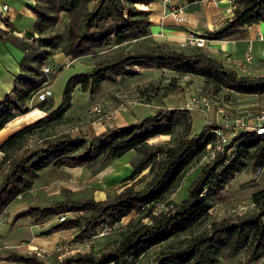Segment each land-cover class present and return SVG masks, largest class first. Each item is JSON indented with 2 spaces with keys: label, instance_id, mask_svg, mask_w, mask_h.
I'll return each mask as SVG.
<instances>
[{
  "label": "trees",
  "instance_id": "1",
  "mask_svg": "<svg viewBox=\"0 0 264 264\" xmlns=\"http://www.w3.org/2000/svg\"><path fill=\"white\" fill-rule=\"evenodd\" d=\"M33 1L28 6L35 21L22 38L9 36L0 29V40L23 52L18 61L20 73L0 101V130L34 106L48 112L15 131L0 145L1 153L10 152L0 160V214L19 194L32 188L43 170L95 168L130 151L136 154L129 163V179L147 170L133 185L110 199L65 197L46 206H29L23 217L35 225L46 223L43 236L71 230L80 234L78 238L98 227L112 229L131 213L139 215L118 228L121 238L114 244L100 251L55 258L50 264H136L150 249L206 220L213 202L222 198L238 173L247 167L252 173L264 167V136L240 133L223 153L200 165L180 202L166 200L188 167L201 159L205 146L215 141V124H204L192 133L190 112L180 107H159L141 120L112 125L96 135L40 136L38 142L28 145L27 136L62 119L72 106L76 87L92 97L104 82L117 83L139 76L144 70L197 76L216 91L264 95V75L240 76L209 54L185 53L154 40L149 48L117 51L122 44L151 34V11L137 5L148 6L152 0ZM231 5L230 19L205 33V39L227 40L252 24L264 22V0H231ZM62 14L67 15V21L59 29ZM0 20L12 29L9 19ZM57 52L72 59L95 56L96 60L90 70L68 78L61 101L54 109L51 100L29 106L31 97L49 83L50 74L44 73L43 67ZM174 80L175 77L168 81L165 93L178 88ZM162 135L170 139L149 143ZM139 183L143 185L138 187ZM251 202V211L212 221L209 228L160 251L149 264H218L239 254L243 255L242 264H258L264 259V188L251 195ZM161 203L165 209L156 212ZM143 219H149L150 224H144ZM6 260V264H48L36 253L15 251H9Z\"/></svg>",
  "mask_w": 264,
  "mask_h": 264
},
{
  "label": "rangeland",
  "instance_id": "2",
  "mask_svg": "<svg viewBox=\"0 0 264 264\" xmlns=\"http://www.w3.org/2000/svg\"><path fill=\"white\" fill-rule=\"evenodd\" d=\"M156 1L152 0L148 6L139 4L137 7L149 10ZM66 21L67 15L62 14L58 28L63 29ZM152 40L150 35L145 39L132 40L119 46L117 51L124 52L149 48L153 45ZM181 50L190 52L188 48H181ZM200 50L202 51V49ZM21 54L23 56V52ZM55 54L58 55V60L51 57L47 65L56 71L54 74L50 73L48 83V87L52 92L49 99L53 103L52 109L60 103L68 78L77 72L90 70L96 60L95 56L77 59L69 57L68 60L62 62L61 57L64 55L60 52ZM67 63H69V66L59 70L60 66ZM261 74L264 75V71ZM173 77H175L174 84L178 85V88L171 93H165L166 83L168 82H164V86H161V83L163 80L169 81ZM180 87L181 89H179ZM193 95L201 98H212L213 106L206 115L187 109V99ZM255 97L257 96L238 95L227 90L216 91L197 76L184 77L167 70L161 74L159 70H144L139 76L128 77L117 83L104 82L98 93L92 97L76 87L72 96V106L65 112L62 119L44 126L40 130H35L27 136L26 140L28 145H33L39 141L40 136L53 137L67 134L85 137L96 135L109 126H120L126 120H128V123L141 120L152 114L155 105H159L162 100L164 103L160 104L159 107H180L190 112L192 133H194L198 132L204 124L220 123L219 109H222L228 115L238 114L246 109H262L264 107V96L262 98ZM32 103V106L38 104L36 101ZM145 104L151 105L152 108L144 107ZM93 105H98L101 108L100 114H92L90 109ZM120 105L123 109L118 111L117 108ZM47 112L44 111L45 114L42 117ZM108 112H115L114 118H107ZM32 119L23 122L24 124L19 125L17 130L37 120ZM17 130L14 129L11 132L2 128L0 130V140H2L0 145ZM169 139V136L162 135L152 138L149 143L166 142ZM9 153L0 152V160ZM135 154L134 151H130L119 159L111 160L105 165L95 168L79 167L43 170L32 188L19 194L0 214V264H6V255L9 251L21 254L36 253L41 260L50 264L55 258L62 259L76 252L100 251L120 240L121 235L118 228L127 224L131 219L137 218L138 214H129L112 229L105 226L98 227L90 234L81 235L78 238L76 236L80 234H76L71 230L43 236L41 233L47 227V224L35 225L28 217H23V214L29 206H46L65 197L74 199L92 197L97 200L112 198L126 186L133 185L146 173L147 170H144L135 179H129L131 174L129 163ZM202 163L199 159V161L188 167L183 178L167 194L166 200L178 203L186 196L187 188L198 173ZM142 185L143 183H139L138 187ZM262 188H264V167L262 173L256 179L252 178V172L247 167L229 183L223 192L222 198L213 202L206 220L150 249L144 256L138 258L136 264H149L160 251L180 244L188 235L209 228L212 221H219L230 215H240L251 211L254 208L251 195ZM162 204L157 205L156 212L165 209ZM142 222L150 224L149 219H143ZM242 263L243 255L239 254L234 258L221 260L218 264ZM259 264H264V259Z\"/></svg>",
  "mask_w": 264,
  "mask_h": 264
},
{
  "label": "crops",
  "instance_id": "3",
  "mask_svg": "<svg viewBox=\"0 0 264 264\" xmlns=\"http://www.w3.org/2000/svg\"><path fill=\"white\" fill-rule=\"evenodd\" d=\"M2 4H6L8 9L0 13V18L6 17L9 19L12 29L6 28L1 20L0 29L9 36L20 39L21 36L32 29L35 21V15L28 6L31 3L28 0H0V9ZM170 6L183 8L184 23L178 24L173 20L172 15L169 13ZM231 9V0H169L168 5L163 0H157L149 8L152 22L150 36L154 41L185 53L201 52L209 54L221 60L225 66L235 70L240 76L262 75L261 72L264 71V22L252 24L227 40H207L206 48L202 51L200 49H189L190 52L181 50L180 43L188 33L203 36L205 33L219 28L230 19ZM258 34H261L262 40L258 39ZM248 50L251 51L253 58L249 66L243 61L244 54ZM21 55V51L17 47L0 40V101L11 90L15 76L20 73L18 61ZM57 56L54 54L52 57L58 60ZM61 58L62 60H60L64 62L69 57L63 56ZM165 71L159 70L160 74ZM183 76L189 77L192 75ZM164 82H168V80H163L161 86H164ZM263 96L257 97L262 98ZM163 103L162 100L159 105ZM159 105H155L156 107L153 110L158 108ZM143 106L152 108L149 104ZM44 114V110L39 106H34L29 112L11 119L3 128L12 132L14 129L17 130L19 125L24 124L23 122H27L32 118V120H36ZM127 124H129L128 120L120 126Z\"/></svg>",
  "mask_w": 264,
  "mask_h": 264
},
{
  "label": "built area",
  "instance_id": "4",
  "mask_svg": "<svg viewBox=\"0 0 264 264\" xmlns=\"http://www.w3.org/2000/svg\"><path fill=\"white\" fill-rule=\"evenodd\" d=\"M164 3L167 5L169 4V0H163ZM29 3L33 4V0H28ZM8 9L6 4L1 5L0 13L6 11ZM169 13L172 15L173 20L178 23L182 24L185 22L184 17V10L182 7H173L170 6ZM23 36H21L22 38ZM34 37H37L35 34ZM258 39L262 40L261 34L257 35ZM32 39H29V41ZM207 39L203 36L196 35L194 33H188L185 39L180 43L181 48H188V49H204L206 48ZM252 54L251 51L248 50L244 54L243 61L244 63L249 66L252 63ZM69 63L61 66L67 67ZM43 71L46 74L56 73L55 69L51 66H44ZM52 96V92L50 91L48 84H45L39 91H37L29 100V106H32V102H41L49 100ZM188 105L187 109L189 111H195L197 113H205V115L210 111L211 107L213 106L212 98H201L198 96H191L187 99ZM120 105L117 110L121 111ZM92 114H100L101 108L98 105H93L90 109ZM115 113V112H114ZM114 113H109L107 118H114ZM220 114L221 122L215 124L216 127L213 129L215 134V141L209 143L205 146V153L201 157V162L208 163L210 162L215 155L219 153H223L225 151L226 145H228L231 140L236 137L238 134L243 132H254L259 135L264 136V107L259 110H249L246 109L245 111L239 112L238 114L228 115L222 109L218 110ZM263 168H257L254 173H252V178L256 179L262 173ZM60 219H63L61 217ZM110 229V228H108Z\"/></svg>",
  "mask_w": 264,
  "mask_h": 264
}]
</instances>
